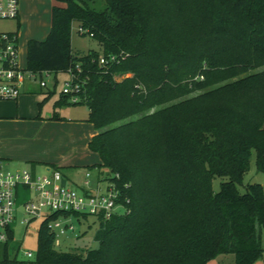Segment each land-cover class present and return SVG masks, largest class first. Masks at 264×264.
<instances>
[{
    "label": "trees",
    "instance_id": "obj_1",
    "mask_svg": "<svg viewBox=\"0 0 264 264\" xmlns=\"http://www.w3.org/2000/svg\"><path fill=\"white\" fill-rule=\"evenodd\" d=\"M56 1L47 37L28 41L27 68L83 66L80 103L97 131L88 146L101 158L96 167L129 185L130 211L100 218L99 246L82 251L56 245L54 213L33 258H11L3 243L0 264H209L227 254L255 264L264 253V188L238 185L254 154L264 173V0H104L103 9ZM74 22L102 51L73 49ZM110 53L125 59L99 65ZM216 176L228 178L218 191Z\"/></svg>",
    "mask_w": 264,
    "mask_h": 264
},
{
    "label": "built area",
    "instance_id": "obj_2",
    "mask_svg": "<svg viewBox=\"0 0 264 264\" xmlns=\"http://www.w3.org/2000/svg\"><path fill=\"white\" fill-rule=\"evenodd\" d=\"M19 16L20 0H0V19H17ZM79 32L82 34L89 30L80 27ZM20 57L18 32H0V100H16L27 80L37 79L40 86L49 91L58 83V74L54 71L34 73L27 66L20 64ZM124 59V53L101 54L98 63L108 66ZM63 72L68 77L64 81L62 96L70 103L81 102V91L87 80L83 75V66L79 62ZM50 80H55L54 86H49ZM98 172V179L93 183L92 171L89 168L84 184L76 187L60 169L50 167L46 173L39 174L33 168L10 170L0 167V243H8L11 240L12 225L18 212L17 190L20 185L36 193V199H30L23 204V211L27 215L24 218L25 223L29 225L33 218L42 217L45 220L54 213L59 214L48 222V228L56 234V245H60L62 237L67 236L69 232L78 236L75 221H79L84 215L107 220L115 214L128 213L130 198L124 190L128 189L129 185H120L119 173H104L99 168ZM63 179H66L64 185ZM101 181L106 182L104 189H101ZM24 254L26 258L35 256L32 251H25Z\"/></svg>",
    "mask_w": 264,
    "mask_h": 264
},
{
    "label": "rangeland",
    "instance_id": "obj_3",
    "mask_svg": "<svg viewBox=\"0 0 264 264\" xmlns=\"http://www.w3.org/2000/svg\"><path fill=\"white\" fill-rule=\"evenodd\" d=\"M50 6V0H20V11H22V13L24 12L22 25L26 27V32L21 33L20 36V64L23 67H26L27 64V41L31 38V35H41L48 26H51ZM93 6L97 9H103L106 3L104 0H94ZM18 24V18L0 19V32L15 31L18 29ZM79 28V23L74 22L72 28L73 49L83 52H88L90 50L102 51L99 42L90 35H82L79 32ZM127 76H129V74L123 77ZM67 77V74L64 72L57 75L56 80H58V83L55 86V93L43 103L42 107V115L44 117H47L48 114L52 115L57 112L60 117L64 118L57 119L50 117L47 118L48 123L46 122L43 126L41 125L42 128L32 127L31 129L36 131L41 130L43 136H48L56 143V148L53 146L51 150V159H54L53 161L55 162L62 161V164L67 166L65 168V173L70 181H72L76 187H81L84 184L86 171L89 170V166L98 164L100 162V156L88 147V139L95 131L94 126L86 120L89 116L88 106L80 102L56 106V101L60 99L62 95L64 81ZM38 81L37 79L34 80L33 86L36 90L35 92L40 93L41 100L44 98L45 94L41 93L42 89ZM54 81L55 80H50L49 86H54ZM13 120L12 118H0V156L15 152V143L25 141L24 135L23 139L20 140H16V138L13 137L14 135L12 136V132L15 131L13 128L16 127ZM21 164L25 168H31L29 163ZM68 165H74V167ZM37 171L39 174L46 173L43 167H39ZM91 171L92 181L94 183L98 179V168L96 166L91 167ZM227 179V177L216 176L213 179L214 190L218 191L221 182ZM252 183H260L264 188V173L257 168L256 154L253 155L250 168L245 174L243 182L238 185V188L241 192H245L246 187ZM105 187L106 182L101 181V189ZM17 191L18 212L12 225L14 236L9 240L7 247L8 254L11 258L17 256L19 259H25V251L36 253L38 250V230L43 218H33L29 225L24 222V218H26L27 215H25L23 211V204L30 199H36V193L22 185L18 187ZM99 221V217L92 215H89L86 219L82 218L79 221H75L78 236L69 232L67 236L65 235L62 237V245L60 248L63 251H82L86 248L98 247L99 243L95 239V234L99 227ZM262 241L264 246V231ZM2 246L3 243H0V259L3 256ZM232 259H234L232 254L220 255L209 264H234L231 262ZM256 263L264 264V253Z\"/></svg>",
    "mask_w": 264,
    "mask_h": 264
},
{
    "label": "crops",
    "instance_id": "obj_4",
    "mask_svg": "<svg viewBox=\"0 0 264 264\" xmlns=\"http://www.w3.org/2000/svg\"><path fill=\"white\" fill-rule=\"evenodd\" d=\"M50 1H51V6H50V12H51L53 5L58 4V2L56 0H50ZM22 20H24V12L22 13V11H20V16L18 18V22H19L18 29L15 30L19 34V41H20L21 33L26 32V27L22 25ZM50 29L51 26L50 27L48 26L43 34L37 36L31 35L30 39L44 40L47 37ZM28 41H27V48H28ZM33 84L34 81L27 80L24 84L23 87L24 89L22 93L16 100H0V118L14 119L13 122L15 123L16 127L13 129L16 132L15 131L12 132V136L14 135L13 137L16 138V140L23 139V135L25 137V141H20L15 143L14 145L15 152L10 153L9 155L0 156V167L4 169L16 170L20 168H25L22 166L21 163H29L31 168L35 169L36 171L39 167H43L45 169V172H47L51 167L50 164H56L57 166L60 167V170L62 171L64 176L67 179H69V177L65 173V168L67 166L63 165L62 161L55 162L53 161L54 159H51L52 158L51 150L53 146L56 148V143L53 142L51 138H49L48 136H43L41 130L36 131L31 129L32 127L42 128V126L47 122V118H50L52 116L50 114H48L47 117H44L42 115L43 103L49 99V98L46 99L49 90L42 88L40 86V88L42 89L41 93L45 94L44 98L40 100L41 95L39 92H35L36 90ZM41 103H42V107H40ZM96 133L97 131L95 129L94 133H92V135L88 139V143L91 137ZM33 162L35 166L32 165ZM100 162H101V158H100ZM99 163L92 165L97 166L99 165ZM68 166L74 167V165H68ZM231 262L234 263V260L232 259Z\"/></svg>",
    "mask_w": 264,
    "mask_h": 264
},
{
    "label": "water",
    "instance_id": "obj_5",
    "mask_svg": "<svg viewBox=\"0 0 264 264\" xmlns=\"http://www.w3.org/2000/svg\"><path fill=\"white\" fill-rule=\"evenodd\" d=\"M66 183V179H63L62 180V184L64 185Z\"/></svg>",
    "mask_w": 264,
    "mask_h": 264
}]
</instances>
